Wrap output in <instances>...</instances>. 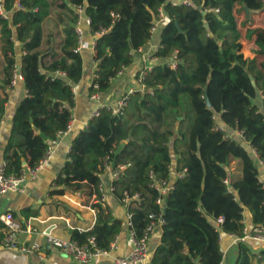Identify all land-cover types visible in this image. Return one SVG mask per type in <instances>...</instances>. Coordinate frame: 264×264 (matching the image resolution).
<instances>
[{"label":"trees","instance_id":"trees-1","mask_svg":"<svg viewBox=\"0 0 264 264\" xmlns=\"http://www.w3.org/2000/svg\"><path fill=\"white\" fill-rule=\"evenodd\" d=\"M15 2H0L11 14L0 15V40L7 58L14 53V33L22 44L20 66L28 95L12 120L3 154L8 176L20 175L24 160L35 167L72 121L74 87L84 77L83 58L76 52L77 7L85 9L94 34L106 31L97 39L98 65L90 95L112 89L118 74L133 65L136 53L151 41L161 8L167 17L154 55L162 62L145 78L144 90H137L120 115L102 109L72 140L59 176L64 189L54 194L64 195L74 182H88L96 191L92 208L97 215L93 230L74 231V240L84 244L95 236L98 246L108 249L122 231V221L100 201L107 156L115 166L129 165L113 182L115 196H142L129 208L138 236L151 215L161 212L151 173L172 179L173 155L177 174L185 173L165 198L162 239L148 264H223V233L244 238L246 213L252 218L251 233L264 226V62L243 53L247 39L257 46L256 54L264 56V29L252 28L254 16L264 11V0H191L177 6L168 0H20L24 10L15 8ZM175 53L179 60L173 69L166 61ZM7 61L11 80L15 61ZM3 112L0 104V121ZM215 115L241 132L244 141L227 139L216 130ZM239 249L237 264H264V249L255 254L244 243Z\"/></svg>","mask_w":264,"mask_h":264},{"label":"crops","instance_id":"crops-1","mask_svg":"<svg viewBox=\"0 0 264 264\" xmlns=\"http://www.w3.org/2000/svg\"><path fill=\"white\" fill-rule=\"evenodd\" d=\"M191 0H168L169 3H183ZM1 2V0H0ZM20 0H16L15 8ZM8 13V18H10ZM258 16V19L256 18ZM241 17V16H240ZM87 15L84 12V21L81 23V29L84 32L83 42L88 46L81 49V55L84 62V77L82 81L74 87L75 92V107L73 109V129L69 135L61 140L60 145L55 149V152L49 163L39 172L35 180H29L26 191L24 193H9L0 196V216L12 214L22 225L19 233V242L21 245L30 246L33 243H38L40 249L31 254H23L14 249H6L3 246V238L7 233V227L3 225L0 231L2 235L0 239V264H76L74 260L56 247L47 242L44 232H51L58 239L69 241L74 240L73 232L78 231L85 234L93 230L97 215L92 205L96 202L95 188L88 182H74L69 189H65L64 195L54 194L55 191L64 189L63 182L59 180L60 173L68 161V156L71 150L73 138L85 127L92 119V114L96 108L101 106L115 107L120 98L131 88L140 89L137 78L140 70L143 67L141 56H136L135 62L127 68L123 75L117 79L112 89L101 94L100 100L92 99L89 93V88L92 85L94 74L97 70L98 62L96 61V52L93 47L97 36L92 32L91 26L87 23ZM243 18H240L242 21ZM255 24L253 29H264V11L257 13L254 16ZM12 28V26H11ZM161 26L158 33L153 36L152 40L143 48V52L148 56H154L158 46L161 44ZM0 26V39H1ZM14 30V29H13ZM245 30L246 33V29ZM245 33H243L245 35ZM12 41L14 42V53H9L8 58L13 59L20 64V58L24 54L22 44L16 39V34H13ZM244 45L246 49L244 50ZM257 46L253 41L244 39L243 53L245 58H257L258 63L264 62V56L256 54ZM8 58L3 52V47L0 40V104L4 107L2 123V139L0 141V167L4 163V150L11 136L12 120L16 111L28 95L25 83L20 82L18 86L11 90L10 76L8 69ZM157 63H152L154 66ZM218 122L231 134L233 139L244 141L238 131L231 130L227 127L218 116ZM177 157L173 159L172 180L177 179L176 169ZM23 165L26 167L27 162L24 160ZM261 180L264 182V167L260 164ZM30 178V177H29ZM107 200L106 206L109 207L113 216L119 220H125L128 208L114 193L110 191L113 180L109 174L102 177ZM29 211L26 214V211ZM38 212V215H31V212ZM246 232L247 235L240 239L231 234L223 233L221 235V248L224 254L223 264H237L239 258L240 243L246 244L253 253L258 254L264 249V240H258L252 237V218L249 213H246ZM28 225L36 232H31L24 227ZM119 236L118 248L100 260L98 264H114L115 259L126 257L132 252V245L128 239V233L122 226V231ZM162 239V227L158 226L150 240L151 254L160 244ZM150 257V256H149ZM149 261V260H148Z\"/></svg>","mask_w":264,"mask_h":264},{"label":"built area","instance_id":"built-area-1","mask_svg":"<svg viewBox=\"0 0 264 264\" xmlns=\"http://www.w3.org/2000/svg\"><path fill=\"white\" fill-rule=\"evenodd\" d=\"M180 4H191L190 2H183ZM179 3H173L174 6L180 5ZM17 9L24 10V7L19 2L17 4ZM84 12L85 9L82 6L77 7V13H78V22H77V34L79 36V47L77 48L76 52H81L82 48L87 47L88 45L83 42V36L84 32L81 29V23L84 21ZM0 15L4 18H8V13L5 12V10L0 7ZM87 23L91 25V20L88 17ZM167 21L166 13L164 8H161L159 10V14L157 16V19L155 20L153 27H152V38L155 36L158 31L160 30L161 26H164ZM106 31H101L99 33H96L97 39L99 36L103 35ZM97 39L95 43L93 44V47L95 49ZM152 40V39H151ZM160 46H158L157 51L159 50ZM137 56H141L143 67L139 72L137 81L140 86V89L138 90H144L143 82L149 72L154 67L152 63L162 62L155 56H148L143 52V48H141L137 53ZM178 56L177 53L174 54L173 58H171L169 61H166L168 65L176 69L178 64ZM125 71V70H124ZM124 71H121L118 74L117 79H119L120 76L123 75ZM115 79V81L117 80ZM24 81V75L21 71V66L17 62H15L13 69H12V76L10 80L9 87L11 90L15 89L20 82ZM137 92V89L131 88L128 90L119 100L118 104L115 107L110 106H101L99 108H96L92 114V118L99 117L101 114V110L104 108H108L112 111L114 115H120L122 114V111L124 108L128 105V101L130 98ZM75 93V92H74ZM100 93H95L91 97L92 99L99 101L100 100ZM218 116L215 115V120L217 122L216 124V130L222 131L225 133L227 139H232L231 134L218 122ZM73 120V115H72ZM2 123H0V141L2 139ZM73 129L72 121L68 125L67 129L65 131H61L57 138L50 142L49 147L44 155V157L38 162V164L35 167H29L26 166L25 169L21 172L20 175L14 176L10 175L8 176L5 172L6 163L1 165L0 167V196L6 195L9 193H24L26 191V186L29 182V180H35L39 174V172L49 163L51 160L55 149L60 145L61 140L70 134V132ZM239 134L243 137L242 133L239 132ZM129 165H118L115 166L111 156H107L103 161V168L105 170V174H109L112 178L113 182L119 177L120 173L123 172ZM185 176L184 172L178 173L177 178H183ZM30 177V178H29ZM150 178L152 180L151 187L156 190L159 194L157 198V204L161 208V212L158 214H152L151 215V221L144 232L142 236H138L135 225H134V215L133 212L129 210L131 204L133 202L140 203L142 200V196L139 193H136L134 195H131L128 192H124L123 198L121 199V202L127 206L128 211L125 217V220L122 223V226L126 229L128 233V239L130 244L132 245V252L126 256V257H119L115 259L114 264H148L149 255H150V240L151 236L154 232V230L165 223L164 221V213H163V207L165 198L175 190L176 186V180L172 179H160L157 178L153 173H151ZM110 191L114 193L115 187L112 184ZM99 192L101 195L100 201L102 203H105L107 200V194L104 188V185L101 184L99 188ZM0 221L7 227V233L3 238V246L6 249H14L17 250L23 254H31L33 252H37L40 249V245L38 243H33L30 246L21 245L19 242V233L23 227V225L14 218L12 214H6L0 216ZM220 223H222V219L219 220ZM27 230L31 232H36L35 229H31L28 225H24ZM246 232V231H245ZM45 237L47 238V242L59 249L62 253H64L66 256L72 258L76 264H98L100 260L106 256H110L113 251H115L118 248V241L119 236H116L115 239L111 242L108 249H101L98 246L97 239L95 236H90L87 238L86 242L84 244H80L77 240H69L64 241L61 239L56 238L51 234V232H44L43 233ZM247 235V232H246ZM253 238L258 240H264V226H261L259 228H256L253 233L251 234ZM221 240V237H220Z\"/></svg>","mask_w":264,"mask_h":264},{"label":"water","instance_id":"water-1","mask_svg":"<svg viewBox=\"0 0 264 264\" xmlns=\"http://www.w3.org/2000/svg\"><path fill=\"white\" fill-rule=\"evenodd\" d=\"M176 25L178 26V28H180L178 22H176ZM252 83H253V85H254V87H255V89H256V93H257L258 98H261V91H260V89L257 87L256 82H255L254 79H252ZM205 99H206V103H207L208 108H212V104H211V102H210V100H209V97H208V94H207V93H206V95H205ZM229 187H230V186H229Z\"/></svg>","mask_w":264,"mask_h":264},{"label":"rangeland","instance_id":"rangeland-1","mask_svg":"<svg viewBox=\"0 0 264 264\" xmlns=\"http://www.w3.org/2000/svg\"><path fill=\"white\" fill-rule=\"evenodd\" d=\"M241 19L243 18V16L240 17ZM258 19V16L256 17ZM243 33H245V30H243ZM246 49V46L244 45V50ZM172 145V144H171ZM173 159H175V155H173Z\"/></svg>","mask_w":264,"mask_h":264}]
</instances>
